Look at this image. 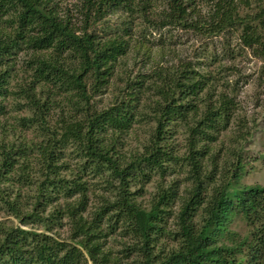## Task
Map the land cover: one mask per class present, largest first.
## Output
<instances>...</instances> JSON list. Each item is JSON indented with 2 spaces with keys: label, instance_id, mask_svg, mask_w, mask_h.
Listing matches in <instances>:
<instances>
[{
  "label": "trees",
  "instance_id": "obj_1",
  "mask_svg": "<svg viewBox=\"0 0 264 264\" xmlns=\"http://www.w3.org/2000/svg\"><path fill=\"white\" fill-rule=\"evenodd\" d=\"M204 1L206 13L200 0H76L75 15L60 0H0V116L26 108L31 115L17 121L43 135L0 140V204L33 224L0 221V264H264V185L242 182L250 132L236 88L218 91L233 50L226 43L219 56L206 45L193 60L173 48L179 29L202 40L238 29L242 46L264 58V0ZM130 58L142 68L128 67ZM111 88V101L99 106L97 96ZM58 108L52 125L47 118ZM143 121L154 122L144 151L123 153L126 135ZM177 124L187 134L182 156L166 141ZM232 126L234 144L219 165L225 140L216 142ZM179 160L190 167L187 195L176 180H161L148 206L138 202L154 174L163 179ZM12 174L33 190L32 210L21 189L12 196L2 186ZM90 176L112 187L95 205ZM63 218L66 237L56 230ZM236 218L247 224L244 236L232 228ZM111 237L120 248L109 246Z\"/></svg>",
  "mask_w": 264,
  "mask_h": 264
},
{
  "label": "rangeland",
  "instance_id": "obj_2",
  "mask_svg": "<svg viewBox=\"0 0 264 264\" xmlns=\"http://www.w3.org/2000/svg\"><path fill=\"white\" fill-rule=\"evenodd\" d=\"M60 3L64 8L68 7L73 11L72 13L78 15L76 14L77 12L74 9V4L76 3V0H60ZM198 5L199 9L203 13H206L209 10V6L205 1L202 2V0H200ZM254 9H256V3H254L248 8L242 6L240 10L243 14H245L246 12H251ZM118 15L119 14L113 15L111 17L112 20H116ZM75 20H78V18H75ZM137 28L138 26L136 25L134 30ZM173 41H175V45H173V48H176L181 58L183 57L185 59H198V57L195 56V48H200L201 50L202 47L206 45L210 47V50L214 51L216 55L219 56L224 52L223 49L226 43H228L230 49L233 50H231L232 55L228 56L226 59L223 60L225 71L223 69L222 76L225 78L221 79L220 83H218V91L223 89L231 92L234 87L236 88V91L235 93H233V95L235 96L236 101L239 103L237 113L239 114L240 118H242L243 121L246 123V126L248 127V130L250 132L247 141L245 142L244 163L246 165V172L242 182L244 184L259 183L261 185H264V58L257 56L252 50V48L242 46L239 39L238 29L233 30V32L224 31L223 33L218 34L217 36H213L212 38H205L203 40L202 38H199V36L194 32L179 29L176 31ZM128 60L130 61L128 62L130 64L127 65L128 67L131 66L130 68L133 71H136L138 67L142 68V64L139 59L136 62L137 64L135 63L136 66L132 65L134 61L131 58ZM162 62L166 63L165 61ZM218 65L219 60L213 65L214 67L212 68H215ZM230 67L234 68L231 69ZM226 71L228 73H226ZM224 72L226 73V76H224ZM112 91L113 90L111 88L104 94L97 96L95 100L96 103L101 107L108 104L113 97ZM9 100V103L14 102L13 98ZM9 108L11 109V107ZM59 113V108L54 111L52 110L51 116H48L47 118L50 124L53 125L55 123L56 119L59 116ZM24 115H31V111L26 108L20 109V111H15L11 109L6 115L0 116V140L14 142L17 145L20 143L24 144L26 141L31 142V140L39 141L43 139V135L35 126L27 129L23 127L20 122L17 121L18 117ZM233 126L232 129L230 128L226 132H223L218 142H216V144L219 145L222 141L225 140V146L223 147V151L219 154L220 158H218L217 161L219 165H222L224 159L229 156L225 148L229 144H234L229 138L230 135L235 132ZM153 127V121H143L135 124L125 137L123 153H126L130 156L133 153L144 151L145 144L149 141L150 133ZM171 131L173 132V135L171 134L172 136L166 141L168 144H170V148L173 153L177 154L178 156H182V153L185 152V144L187 141V134L185 132L184 125H174L171 127ZM37 152L38 151H36L35 153ZM33 158L34 155L32 159ZM67 161L72 162V166L75 165V163H78V160L72 158H67ZM36 165L39 164L36 163ZM170 165H172L174 168L171 173L169 172L168 174H166L163 179L158 174H154L153 179L145 184L143 190H140L138 193V202L142 203L144 206H148L151 203V200L154 194L156 193L159 181L161 180H163V183L166 184L172 182L173 180H176L179 183L180 195H187V190L193 187L192 179L189 176L190 167L181 160L173 162ZM210 167L211 164L207 166V170ZM65 173L69 174L70 170H67ZM13 175L14 174H12V176ZM12 176H10V178L12 179L9 178V180L5 181L2 186L6 185L10 189H12V196L16 195L17 191L21 189L20 201L22 202V205H24L26 209H28V211L32 210L34 200H32L30 196L34 193L33 190L30 187L24 186L18 181L13 180L16 178L15 175L14 177ZM88 179H90L93 184L90 194L91 199L94 200V205L98 204L103 196H109L112 187H109V184L106 183L103 178L99 176H90V178ZM31 187H36V184L33 183L32 186L31 183ZM139 187L140 185H136L132 189L135 190ZM180 195L178 200L174 203V215L177 214L178 211L176 209H178L181 204ZM27 200H29V203ZM64 200V198H61L59 200V203L62 204ZM53 206L48 207L47 213L51 212ZM47 213L45 212V214ZM175 219H173V216H171L169 221L173 229H175L177 226ZM0 221L6 222V224L10 226L21 225L25 228H31V225H33H23L21 221L14 215L7 213L5 209L2 208L1 204ZM67 223L68 218H63V225H58L56 227V230L63 237H66L68 235L69 227ZM32 228L37 231L43 230V227L41 226H32ZM232 228L235 231L241 233V235L243 236L248 232L246 222L240 218H236L234 220ZM112 237L111 240H109V246L111 245L115 248H120V240H114V238ZM169 244L171 243L169 242Z\"/></svg>",
  "mask_w": 264,
  "mask_h": 264
}]
</instances>
